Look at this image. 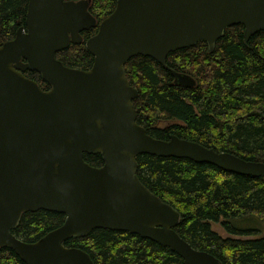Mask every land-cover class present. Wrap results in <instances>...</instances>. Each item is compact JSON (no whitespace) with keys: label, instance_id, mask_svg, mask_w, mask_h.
I'll use <instances>...</instances> for the list:
<instances>
[{"label":"water","instance_id":"1","mask_svg":"<svg viewBox=\"0 0 264 264\" xmlns=\"http://www.w3.org/2000/svg\"><path fill=\"white\" fill-rule=\"evenodd\" d=\"M91 2L29 0L25 23L0 44V249L13 248L27 264H95L65 241L105 227L168 246L185 264H223L175 229L180 211L140 179L137 155L188 157L254 176H264V161L177 134H150L137 120L138 88L125 62L140 53L169 67L170 51L200 40L212 50L236 23L247 41L264 30V0H117L101 20ZM95 25L85 40L94 56L89 68L57 57ZM169 68L175 83H196L191 73ZM26 69L39 71L50 87ZM85 152L100 153L103 163H90ZM38 209L65 219L35 241L17 236L22 214Z\"/></svg>","mask_w":264,"mask_h":264},{"label":"trees","instance_id":"2","mask_svg":"<svg viewBox=\"0 0 264 264\" xmlns=\"http://www.w3.org/2000/svg\"><path fill=\"white\" fill-rule=\"evenodd\" d=\"M28 1L0 0V44L25 23ZM116 1L92 0L90 10L101 20ZM97 28L83 30L84 40L71 41L57 51V57L68 65L89 68L94 56L85 40ZM243 29L242 23L227 26L212 50L200 40L168 53L169 67L195 76L191 86L175 83L171 69L152 56H131L125 69L138 88L133 99L138 122L159 138L177 134L264 161V30L244 41ZM25 74L50 87L39 71L26 69ZM84 156L92 164L103 163L100 153ZM137 160L140 179L180 211L175 229L194 247L213 253L223 264H264V176L173 155L141 153ZM254 218L261 227L250 224ZM64 219L62 212L29 210L13 232L35 241ZM217 222L226 234L214 228ZM65 244L85 249L95 264H185L170 247L128 230L95 227ZM0 264L27 263L5 246L0 249Z\"/></svg>","mask_w":264,"mask_h":264},{"label":"rangeland","instance_id":"3","mask_svg":"<svg viewBox=\"0 0 264 264\" xmlns=\"http://www.w3.org/2000/svg\"><path fill=\"white\" fill-rule=\"evenodd\" d=\"M243 222H245V221H243ZM250 224L251 225H256L257 224V226H259V227L262 226L260 224V222H258L256 220V218L252 219V222ZM213 226H214V228L218 229L222 234H226V230L220 225V223H218V222L217 223H213ZM263 232H264V229H263Z\"/></svg>","mask_w":264,"mask_h":264},{"label":"flooded vegetation","instance_id":"4","mask_svg":"<svg viewBox=\"0 0 264 264\" xmlns=\"http://www.w3.org/2000/svg\"><path fill=\"white\" fill-rule=\"evenodd\" d=\"M187 72V71H186ZM190 73V72H189ZM193 75V74H192ZM101 165V164H100Z\"/></svg>","mask_w":264,"mask_h":264}]
</instances>
